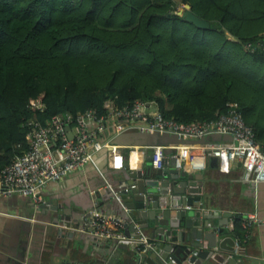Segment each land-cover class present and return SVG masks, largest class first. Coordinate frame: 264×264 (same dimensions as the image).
Wrapping results in <instances>:
<instances>
[{
	"label": "trees",
	"instance_id": "16d2710c",
	"mask_svg": "<svg viewBox=\"0 0 264 264\" xmlns=\"http://www.w3.org/2000/svg\"><path fill=\"white\" fill-rule=\"evenodd\" d=\"M138 98L185 123L235 102L264 142V0H0V171L31 121Z\"/></svg>",
	"mask_w": 264,
	"mask_h": 264
},
{
	"label": "built area",
	"instance_id": "2783aa9c",
	"mask_svg": "<svg viewBox=\"0 0 264 264\" xmlns=\"http://www.w3.org/2000/svg\"><path fill=\"white\" fill-rule=\"evenodd\" d=\"M38 107L41 108L42 105L38 104ZM105 108L107 111L103 114L96 109H89L78 115L69 112L57 114L47 124L31 121L29 125L33 130L29 133V148L0 171V196L19 193L31 197L37 204L43 203L42 192L50 182L62 180L80 170L93 160L95 152L103 149L108 150L110 167L115 170L123 169L131 162L130 154L126 159V153L121 150L126 147L116 145L113 139L117 135L133 131L171 134L184 139H202L214 134L229 135L231 141L135 148L150 151L155 169L165 168L166 159L169 161L174 157L175 169L196 172L205 167L207 156H214L219 159L221 170L229 171L232 162L239 161L248 179L264 182V142L256 139L254 128L244 121L235 102H230L227 112L217 119L195 123L167 117L159 110L156 102L142 98L121 107L110 100ZM68 126L71 127L70 130L67 129ZM109 129H112V139L106 140L103 135ZM167 147L174 150L172 155L165 154ZM106 189L121 202L120 193L114 186L107 184ZM87 214L83 224L77 228L81 233L106 243L112 242L115 246L119 243L126 244L139 255L158 246V242L151 241L138 225L136 228L140 238L128 236L125 233V220L120 215L96 209L90 210V217L89 210ZM255 221L264 222V218H257L254 214L245 218L247 226ZM244 249L243 242L236 238L235 252L242 253Z\"/></svg>",
	"mask_w": 264,
	"mask_h": 264
},
{
	"label": "crops",
	"instance_id": "0c3cea01",
	"mask_svg": "<svg viewBox=\"0 0 264 264\" xmlns=\"http://www.w3.org/2000/svg\"><path fill=\"white\" fill-rule=\"evenodd\" d=\"M112 135V129H109L103 136L106 140H111ZM231 140L228 139V141ZM129 148L121 150L130 154L131 162L136 159L137 152L140 161L135 165L129 163L132 167H136L142 162L144 155L138 148ZM109 160L107 149L95 152L93 160L83 168L62 180L50 182L43 189V203L37 204L31 197L19 193L5 197L0 196V264H66L70 260H84L85 258L90 260L92 257L102 263L103 256L82 253L84 250L88 252L97 250L99 240L84 233L83 236L76 233L71 238L69 236L71 229H67L62 220L57 222V211L51 208L57 205L63 211L70 208L86 211L95 205V194L106 189L107 184L120 189L123 185V177L120 176L122 172L118 173L120 171L112 169ZM120 170L124 171L125 168ZM186 171L193 172L188 169ZM195 173L204 175L202 202L205 206L203 210L199 206H187L189 216L194 219L195 227L199 228L203 225V220L196 219V216L203 217L204 214L213 211L219 215L230 213L229 222L225 225L227 232L240 239L245 249L242 253L219 248L212 250L209 247V241L205 238L195 240L196 243H203V247H193V240L176 242L177 247H190L194 252L211 249L209 257L198 259L200 264H230L228 259L232 256L239 262L243 261L244 264H264V222L255 221L249 226L245 224V218L250 214H254L260 219L264 218V182L248 179L245 169L239 161H233L229 171L221 170L220 161L214 156H207L205 167ZM41 204L47 205L45 211L40 208ZM112 209H108L106 213H116ZM239 219L241 233L235 229V222ZM220 220L221 222L226 221L225 218L215 217L216 224ZM151 227H154L153 223ZM179 230L191 233L193 228L186 227L184 221L181 229L176 231ZM72 231L75 230L72 228ZM143 231L151 240V228L143 229ZM137 234V230L132 233L133 236ZM241 234L243 235L241 236ZM167 239V243H175L171 238ZM101 242L106 243L104 240ZM75 246L80 248L83 254L81 257L74 252ZM110 250L115 256L111 264H121L122 258L127 259L134 254L132 248L127 251ZM171 264H173L172 261ZM182 264L189 263L185 261Z\"/></svg>",
	"mask_w": 264,
	"mask_h": 264
},
{
	"label": "water",
	"instance_id": "95a60500",
	"mask_svg": "<svg viewBox=\"0 0 264 264\" xmlns=\"http://www.w3.org/2000/svg\"><path fill=\"white\" fill-rule=\"evenodd\" d=\"M182 16L193 22L196 26L202 29L210 28V21L201 18L192 11L189 3L183 5L181 11ZM70 126L67 127L70 130ZM231 139L229 135L214 134L202 139H184L178 138L176 135L144 133V132H129L117 135L113 139V143L122 147H137V146H153L171 144H206L212 141H221ZM150 151L143 150V161L136 167L127 164L124 171L118 170L123 177V185L116 191L120 193L121 202L118 201L110 190L104 189L95 194V202L90 210L96 209L98 211L106 212L108 209L115 211L125 220V233L132 236V233L137 230L138 225L140 229L151 228V239L158 242V246L154 249H149L143 255L134 253L129 258H122L121 264H182L188 262L189 264H200L198 259L209 257L211 249L194 253L192 248L177 247L176 242L184 240H193V247H203V243H196V239H206L209 241V247L213 249H223L225 251H235L236 238L232 233L227 232L226 226L229 222L230 213L219 215L217 212H211L202 216H196V219L203 220L201 227H195L194 219L189 215L187 206H199L201 210L205 209L202 202V194L204 190V175L201 173L188 172L186 170L179 171L175 169L176 159L171 157L169 161L166 159V167L163 169H155L152 166V157L149 155ZM174 150L170 147L165 149V154L172 155ZM46 204H41L40 208L45 211ZM51 209L57 211L56 220H62L69 231V236L72 238L79 232L77 228L83 224L84 217L88 216L87 209L77 210L70 208L69 210H60L59 206H52ZM74 213V216H72ZM111 213V212H109ZM215 217L220 219L225 218L226 221L215 223ZM185 221L186 227H192L191 233H185L181 229ZM152 223L154 227H151ZM224 224V226H223ZM72 228L75 231H72ZM174 229V230H173ZM61 232V231H60ZM140 238V235H136ZM167 238L175 243H167ZM83 240V237L81 238ZM75 253H82L89 255H101L102 263L97 262L94 257L90 260L74 259L66 262V264H111L115 256L112 255L110 249L125 250L129 248L128 245L119 243L116 246L112 243H102L99 240L97 250L80 251L78 246H75ZM109 256V257H108ZM117 259V258H115ZM114 259V260H115ZM87 260V262H86ZM230 264H244L239 262L235 257L228 259Z\"/></svg>",
	"mask_w": 264,
	"mask_h": 264
},
{
	"label": "bare ground",
	"instance_id": "6f19581e",
	"mask_svg": "<svg viewBox=\"0 0 264 264\" xmlns=\"http://www.w3.org/2000/svg\"><path fill=\"white\" fill-rule=\"evenodd\" d=\"M136 160H138V161H136ZM140 161V157H139V155L137 154V152H136V159L134 160V161H132L131 163H132V165H135L136 163H138Z\"/></svg>",
	"mask_w": 264,
	"mask_h": 264
},
{
	"label": "rangeland",
	"instance_id": "374dc122",
	"mask_svg": "<svg viewBox=\"0 0 264 264\" xmlns=\"http://www.w3.org/2000/svg\"><path fill=\"white\" fill-rule=\"evenodd\" d=\"M183 5H184V4H180V5H179V8L182 9V8H183Z\"/></svg>",
	"mask_w": 264,
	"mask_h": 264
}]
</instances>
